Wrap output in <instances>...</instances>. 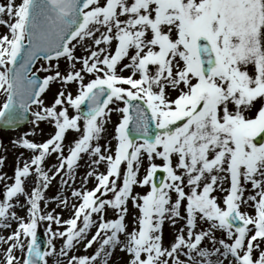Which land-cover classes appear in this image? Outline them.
Segmentation results:
<instances>
[{"label": "snow or ice", "instance_id": "snow-or-ice-1", "mask_svg": "<svg viewBox=\"0 0 264 264\" xmlns=\"http://www.w3.org/2000/svg\"><path fill=\"white\" fill-rule=\"evenodd\" d=\"M0 25V121L31 111L33 125L13 141L31 155L12 176L0 173V264H108L117 249L127 264H264V0H4ZM53 82L61 88L45 104ZM113 112L114 145L104 135ZM40 122L54 132L29 140ZM69 130L78 136L66 148ZM157 172L166 174L159 185ZM57 177L74 202L45 196ZM52 201L71 215L48 210ZM129 203L138 212L131 231ZM165 221L174 229L167 245Z\"/></svg>", "mask_w": 264, "mask_h": 264}, {"label": "rangeland", "instance_id": "rangeland-1", "mask_svg": "<svg viewBox=\"0 0 264 264\" xmlns=\"http://www.w3.org/2000/svg\"><path fill=\"white\" fill-rule=\"evenodd\" d=\"M0 2H4V0H0ZM17 2H19V0H17ZM4 19H7V17H4ZM7 28L4 27L3 25H0V35H3L5 33H7ZM84 52L82 49H77L76 51V55H83ZM124 62H127L126 60ZM43 63V61H40L37 63V65L35 66L36 68L40 67V64ZM54 63V62H53ZM66 62L61 59L60 60V71L62 73L65 72L66 70ZM80 65L77 64V68H79ZM151 68H154V66H151ZM35 71V68H34ZM41 77L48 75V73H44V72H40L38 73ZM123 75H128L129 72L128 70H125L124 73H122ZM87 79V77H86ZM61 88V84L53 82L50 84L49 90L45 93V104H49L53 98L54 95L60 90ZM66 91H71L73 92V95H75V85L74 84H70L66 86ZM166 93L168 96L174 98L176 96V92L170 89L166 90ZM5 97L3 94H0V104L3 103ZM110 107H114L113 105H110ZM35 110V106H33L32 111ZM69 113L70 115L75 114L74 110L69 109ZM248 116H252L253 113H248ZM120 118V114L117 112H113L111 114V120L110 123H108L105 127H106V132L104 135L106 136V138L108 140L111 141V143L114 145L115 144V140L112 139V137L114 136V127L115 125L118 123ZM32 119V118H31ZM82 123V121H81ZM182 123V122H181ZM33 129V125L31 124V122L29 124H27L26 126L17 129V130H9V131H0V157H4V164L2 167H0V173H4L7 174V176H12L13 174V169L14 167L17 165V163H20L22 166V162L27 159L31 153L26 151L25 149L21 148V147H17L13 141L14 140H18L19 137L23 136L24 133L29 132L30 130ZM36 134L34 136L29 135L28 139L32 140V141H36V142H42L44 140H46L47 138H49V136L54 132V129L52 128V126L47 123V122H40L39 124V128L35 129ZM109 132V134H108ZM78 134L73 132L72 130H69L66 133L65 136V141L64 143L66 148L67 145L73 141L75 138H77ZM105 141L102 139L100 141L101 144H103ZM66 150V149H65ZM23 154V155H21ZM88 162V157L85 155L83 157V159H81L80 161V167L77 169L76 172V180L75 181H80L79 183H77L75 186L76 187H80L81 186V177L84 176V173L86 172L87 168H86V164ZM57 163V160L55 159V154L49 156L46 161H45V168L51 167L53 165H55ZM156 163H161L159 160L156 161ZM83 164L85 166V169L83 170ZM146 164V162H145ZM123 167V166H122ZM100 171H104V167L103 165L100 166L99 168ZM51 174V173H50ZM144 174V167H141L140 170V175L143 176ZM166 175V174H164ZM90 180L88 181L89 185H87V187L89 189H91L94 186V181L89 178ZM55 181H58V185L52 184L51 186H49L48 188V192L51 195L50 197H53L55 195H57V193L60 191V182H59V177H57L56 179H54ZM54 180H52V183L54 182ZM32 181L31 178H29V180L26 182V190L30 189L32 187V184L29 185V183ZM8 183H11V181H7ZM3 181H0V188L3 187ZM224 187H228V181H225L224 183ZM53 190H58V192H55L52 194ZM187 191V189H185ZM148 191L147 187H134V192L136 193H140V194H145ZM54 192V191H53ZM109 195H111V193H109ZM213 195L217 196L218 200L220 197H223L225 195V193L220 192V191H216L213 193ZM245 195H248V192L245 193ZM67 197H69L70 202H74L72 201L71 197L67 194ZM49 197V198H50ZM24 202V201H23ZM23 202H21V204H23ZM42 205V204H41ZM55 208L56 212L59 213L61 215L62 218H68L71 215V209L70 208H57L56 207V203L53 202V204L51 205V202L48 203V210H51ZM241 211H247L249 214H253V209L251 207H247V206H241ZM181 213L183 214V206L181 208ZM17 214L20 216H25V211L23 209L18 208L17 209ZM111 210L109 211L108 215L111 216ZM134 215H138V212L135 208H133L132 204L129 203L128 205V215L125 218V223L128 226L129 231L132 230L133 227V216ZM182 223V222H181ZM180 225L177 224V227H179ZM16 225L13 223L12 228H15ZM201 227H207L206 224L201 225ZM39 230L43 231V233L45 234V229L43 227V225L39 228ZM94 231V229H93ZM173 228L169 225V223L167 221H165L164 224V244L167 245L173 237ZM169 233V234H168ZM168 234V236H167ZM0 235H4L7 236L8 235V230H4V229H0ZM45 236L47 237V235L45 234ZM217 236L220 237L221 233H217ZM124 237L122 236L121 239H123ZM48 239V237H47ZM55 244L57 247H60L61 245V241L60 240H56ZM96 248V245L93 244V246L91 248H88L86 251L85 249L78 245L77 246V250L79 251L76 255H86V254H91L94 249ZM3 251V246H0V252ZM128 261V256L120 251V250H116L112 253L111 257L109 258L108 264H127ZM224 264H227V261L224 262Z\"/></svg>", "mask_w": 264, "mask_h": 264}, {"label": "bare ground", "instance_id": "bare-ground-1", "mask_svg": "<svg viewBox=\"0 0 264 264\" xmlns=\"http://www.w3.org/2000/svg\"><path fill=\"white\" fill-rule=\"evenodd\" d=\"M114 106V105H113ZM107 133V132H106ZM108 134H109V132H108ZM20 138V137H19ZM82 169L84 170L85 169V166H84V164H83V167H82ZM85 174V173H84ZM90 180V179H89ZM88 180V181H89ZM77 183H75L74 185H72L73 187H75V185H76ZM62 194L63 195H67V194H69L70 195V189H68V188H64L63 189V191H62ZM46 197H48V195H45ZM49 198V197H48ZM173 231H174V229H173ZM169 234V233H168ZM168 234H167V236H168ZM57 248H59V247H57ZM79 251L76 249V251H75V254H77ZM49 264H52V260H51V258H49Z\"/></svg>", "mask_w": 264, "mask_h": 264}, {"label": "water", "instance_id": "water-1", "mask_svg": "<svg viewBox=\"0 0 264 264\" xmlns=\"http://www.w3.org/2000/svg\"><path fill=\"white\" fill-rule=\"evenodd\" d=\"M26 116H27V114H26ZM26 116H25V118H26ZM28 117V116H27ZM22 123H24V120L23 121H20L19 123H17V126H19L20 124H22Z\"/></svg>", "mask_w": 264, "mask_h": 264}]
</instances>
